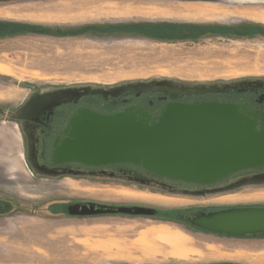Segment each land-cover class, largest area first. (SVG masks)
Returning <instances> with one entry per match:
<instances>
[{
	"label": "rangeland",
	"instance_id": "1",
	"mask_svg": "<svg viewBox=\"0 0 264 264\" xmlns=\"http://www.w3.org/2000/svg\"><path fill=\"white\" fill-rule=\"evenodd\" d=\"M225 1L234 10V20L224 25L242 33L247 29L243 24L249 23L254 26L251 32L257 34L202 35L192 41L88 32L62 35L59 32L82 26L126 23L78 19L77 12L89 5L87 0L0 3V7L11 6L13 14L0 17V23L44 29L38 34L0 38V197L10 205L0 214V264H196L226 260L264 264V236L206 234L158 216L66 213L67 203L87 201L161 209L264 205V181L247 182L216 197L220 194L169 195L134 182L93 177H38L24 164L21 131L6 112L18 107L34 89L55 86L107 87L152 78L186 82L264 78V36L259 34L264 32V0ZM236 7L243 9L237 12ZM3 133L16 134L14 149L9 151Z\"/></svg>",
	"mask_w": 264,
	"mask_h": 264
},
{
	"label": "water",
	"instance_id": "2",
	"mask_svg": "<svg viewBox=\"0 0 264 264\" xmlns=\"http://www.w3.org/2000/svg\"><path fill=\"white\" fill-rule=\"evenodd\" d=\"M18 0H0V3ZM69 137L53 160L87 164L132 163L160 176L210 183L248 167H264V128L233 103L168 102L157 119H137L127 112L101 114L81 110L70 120ZM264 181L262 176L245 182ZM145 205H112L93 201L66 205L71 216L127 214L153 216ZM189 223L231 236H264V205H231L195 212Z\"/></svg>",
	"mask_w": 264,
	"mask_h": 264
},
{
	"label": "flooded vegetation",
	"instance_id": "3",
	"mask_svg": "<svg viewBox=\"0 0 264 264\" xmlns=\"http://www.w3.org/2000/svg\"><path fill=\"white\" fill-rule=\"evenodd\" d=\"M9 26L11 28L15 27ZM247 29L223 33L229 37H251L254 26L243 24ZM240 30H243L240 26ZM38 34L32 30L11 35ZM88 33L111 34L118 36L141 35L147 38L179 41L185 40V33L181 30L164 31L160 28L125 24L122 26H103L91 29ZM221 34V33H220ZM264 36V32L259 33ZM190 41L196 37H189ZM201 101H218L233 103L238 110L253 120L256 129L264 128V78L245 77L229 81L215 82H186L171 78H152L124 82L107 87L97 86H55L44 89H34L26 99L16 108L7 110V115L15 120L22 136L24 164L33 170L38 177L47 176L60 179L66 176L80 179L95 178L109 179V181L134 182L139 186L164 192L169 195L183 194L187 196H203L209 193L225 195L227 192L238 190L246 180L264 174V167H248L233 171L226 176L210 183H197L172 179L146 171L140 165L132 163L87 164L77 160L54 161L53 153L69 137L70 120L81 110L87 109L101 114L127 112L137 119H157L168 102L195 103ZM2 108H0V111ZM215 197V198H216ZM73 203V202H72ZM68 204V203H67ZM9 203L0 197V214L7 211ZM189 206L175 208L174 212L166 215L161 208L157 214L148 217H161L173 220L203 232L223 236L225 234L207 231L191 226L189 218L197 211L219 209ZM164 216V217H163ZM196 264H236L231 261L201 262Z\"/></svg>",
	"mask_w": 264,
	"mask_h": 264
},
{
	"label": "crops",
	"instance_id": "4",
	"mask_svg": "<svg viewBox=\"0 0 264 264\" xmlns=\"http://www.w3.org/2000/svg\"><path fill=\"white\" fill-rule=\"evenodd\" d=\"M88 6L77 12L86 22H122L160 28L164 31L181 30L187 39L202 35L223 34L234 26L224 25L234 19L233 9L225 0H87ZM11 6L0 7V17H11ZM242 11V7L237 8ZM241 10V11H240ZM4 19V18H2ZM42 21L41 19H36ZM238 20V19H235ZM220 24V25H218ZM9 151L15 147L16 134L3 133ZM209 249L213 245L206 246ZM200 253L199 248L193 247ZM138 250L137 248H135ZM204 256V255H203ZM250 261L252 258H248ZM257 259V258H255ZM259 259V258H258Z\"/></svg>",
	"mask_w": 264,
	"mask_h": 264
},
{
	"label": "trees",
	"instance_id": "5",
	"mask_svg": "<svg viewBox=\"0 0 264 264\" xmlns=\"http://www.w3.org/2000/svg\"><path fill=\"white\" fill-rule=\"evenodd\" d=\"M9 26H14V25H11V23H3V22L0 23V36L11 35V34H15V33L16 34L17 33H23L24 31L31 30V28H32V30L37 31V32H44L43 27L36 26V25L35 26H29L27 24H22V25L16 24V26L13 27L12 29ZM93 28H97V26H82V27L77 28V29H71V30L61 31V32H59V34H62L63 35V34L85 33V32H89ZM52 34L59 35L56 32H54ZM161 210L166 215H169L168 213H170L171 211L174 212L176 209H161ZM249 236H253V235H249ZM255 236H261V235L256 234Z\"/></svg>",
	"mask_w": 264,
	"mask_h": 264
}]
</instances>
